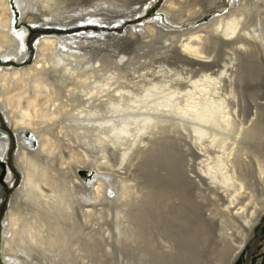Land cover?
Masks as SVG:
<instances>
[{
  "label": "bare ground",
  "instance_id": "6f19581e",
  "mask_svg": "<svg viewBox=\"0 0 264 264\" xmlns=\"http://www.w3.org/2000/svg\"><path fill=\"white\" fill-rule=\"evenodd\" d=\"M89 1L0 0V201L12 146L23 176L0 223L2 258L239 264L264 226V0H166L122 35L109 32L142 10ZM34 29L64 35L35 43ZM127 41L179 71L130 77ZM167 129L181 152L153 180L141 162Z\"/></svg>",
  "mask_w": 264,
  "mask_h": 264
},
{
  "label": "rangeland",
  "instance_id": "374dc122",
  "mask_svg": "<svg viewBox=\"0 0 264 264\" xmlns=\"http://www.w3.org/2000/svg\"><path fill=\"white\" fill-rule=\"evenodd\" d=\"M165 1L166 0H153V1H151V0H143L142 2H140V0H128V4L126 5L128 10L134 11V10H137V9H141L142 10V14L133 15V17H131V19L126 20L124 22V24H122V26L120 28H115V29L111 28V30H110L111 32H109V34L113 35L114 33H116L117 35H122L123 33H125V30L128 27H135L137 25L144 24V23L148 22L149 20L155 18L158 15V13L160 12V9L164 5ZM89 2H92V3L99 2L100 4L104 3L101 0H90ZM96 4H98V3H96ZM213 16H215L214 13L213 14H208L207 18L205 20L201 21V22H207ZM45 19H47V18H45ZM197 23H199V22H197ZM197 23H195V25H197ZM188 28H190V25L187 24L184 27H182L180 29V31H186ZM105 29H107V28H100L101 37H104L105 34H107V31ZM91 30H93V29H91ZM81 31H83V29ZM84 31L87 32V31H90V30H84ZM42 32H43V30H40V31H38L36 29L32 30L31 31V35L29 37L31 39V42H35L36 43L38 38L44 37V36H50V35L63 36L64 35V34H58V33L56 34V32H54V31L53 32H49V34L46 31H44V32L47 33V34H45V33L42 34ZM75 33L76 32H73L72 34H75ZM127 43L129 45V49L127 48L125 50V51H127L126 53H128L127 55L125 53V56L127 57V59H129V57H130L129 60L130 61L133 60V61H132V63H130L131 65L129 66V69H127V71H125V74L128 73V75L130 77H137L140 74L151 73L153 71H161L163 69H165L166 71H169V72L171 71L172 75L176 74L179 71V69H177V68H179L178 65L175 66L176 64H174L175 67H173V63H170V65L168 63H164L166 61H162L160 59V57H156L155 58V53L153 51L149 50V49H148V52H145V54L143 55L144 58L140 59L141 58L140 57V52L137 53L136 50L138 49L137 46L141 45V43L139 44V42H137V45H135L136 48L132 47V45L129 44V41H127ZM112 44H114V43H112ZM126 47H124V44H123V48L122 49L124 50V48H126ZM122 52H124V51H122ZM30 56L31 57H35L36 56V51L34 52V50L33 51L29 50V59H30ZM52 60H53V57H52ZM219 63L223 67V63L224 62H218V66L221 67ZM145 64H147L149 67L146 66ZM7 66H10V67L15 66L17 68H21V67L28 66V63L27 64H25V63L18 64L17 62H15V63H8ZM179 66H182V68H184V67L186 68V66H183V65H179ZM107 67H108L107 64L106 65L104 64L102 69L105 70ZM189 67L190 66H188L186 69L188 70ZM219 67L215 68V71H217L219 69ZM193 69H194V67H190V69L188 71L193 70ZM101 74H104V73H101ZM194 76H195V78H202L200 73L199 74L196 73V75H194ZM173 78H175V77H173ZM8 135L10 136L11 134L9 133ZM12 136L13 135L10 136L11 139H12ZM161 136H162V140L158 142V148L156 147V149L151 151V153L149 154L148 159L146 161H142L141 162V164L145 165V167L143 169L144 174L151 176L153 180H154L156 175L162 173V172H160L161 167L164 165L162 157H166V156L167 157H171L174 154V152H178V151L181 152V150L178 147L176 141H174L172 139V133L170 132V129H167V132H163ZM0 137H4L2 132H0ZM13 137H15V136H13ZM16 150H17V147L16 146L15 147L12 146V149L9 151V154H8V156L6 158V162H4V163L2 162L3 164L1 163V166H2L1 179L5 181V185L7 186L6 190H7L8 195H6L5 198L0 201V223L3 222L4 219L6 218V215H7V212H8L7 208L9 206L8 203L12 200L13 194L18 189V187L21 185L22 180H23V176H22V174L20 172V169L17 167V164H16V159H15ZM9 169L12 170V172L14 173V179L12 180V182H8V184H7L6 178L8 176ZM97 169L98 168L91 167V166L88 167V169L82 168V169L79 170L78 176H79V178L81 180L90 181L95 176L94 173L96 171H94V170H97ZM15 173H17V174H15ZM139 173H141V172L139 171ZM163 174L164 175H168L169 171L163 172ZM65 179H63V180H65ZM146 179H149V178H146ZM138 182L148 183V182L145 181V178L143 180L139 179ZM68 187H69V189L72 188V186H70V185ZM261 224L259 225L257 230L260 227H262ZM3 231H4V229H2L0 231V234H1L0 237L1 238L4 235ZM262 233L264 234V226L262 227ZM1 238H0V246H1V242H2ZM253 238L254 239L252 241H254L256 239L258 240L255 243V245L258 246L257 249H259L261 247L262 243H263V239H261L257 234H255V236ZM248 250H250V246H248L246 251H244V254L241 257L239 264H243L244 262L247 261ZM0 261H1L0 264H7V261L2 258L1 254H0ZM250 264H264V253L260 254V255H255L254 258H253L252 263H250Z\"/></svg>",
  "mask_w": 264,
  "mask_h": 264
},
{
  "label": "water",
  "instance_id": "95a60500",
  "mask_svg": "<svg viewBox=\"0 0 264 264\" xmlns=\"http://www.w3.org/2000/svg\"><path fill=\"white\" fill-rule=\"evenodd\" d=\"M258 236L259 237H263L264 238V234H261L259 231H258ZM251 250L249 251V254L247 255V261L245 264H250L252 263L253 261V257L255 255H260V254H263L264 253V248L262 249H257V246L255 244L251 245ZM244 264V263H243Z\"/></svg>",
  "mask_w": 264,
  "mask_h": 264
}]
</instances>
